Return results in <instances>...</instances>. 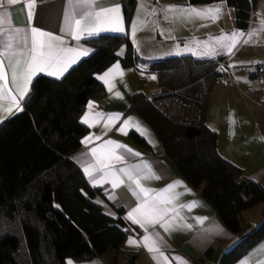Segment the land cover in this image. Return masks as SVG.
<instances>
[{"label":"trees","instance_id":"1","mask_svg":"<svg viewBox=\"0 0 264 264\" xmlns=\"http://www.w3.org/2000/svg\"><path fill=\"white\" fill-rule=\"evenodd\" d=\"M226 1L237 26L246 30L257 0ZM131 20L135 0H123ZM96 52L60 80L38 76L24 111L0 126V264H66L106 259L118 264L129 234L126 222L113 219L94 202L99 191L69 158L89 129L81 116L91 98L105 95L96 74L119 59L125 67L140 63L126 34L104 33L90 41ZM223 57H221L222 59ZM215 59L168 58L150 65L159 93L139 92L132 107L152 127L179 174L213 206L223 224L242 234L250 224L243 212L264 205V184L218 151V135L206 125L210 93L223 77ZM264 242V221L246 234L220 264H234ZM107 260V259H106ZM137 255L125 264H137Z\"/></svg>","mask_w":264,"mask_h":264},{"label":"crops","instance_id":"2","mask_svg":"<svg viewBox=\"0 0 264 264\" xmlns=\"http://www.w3.org/2000/svg\"><path fill=\"white\" fill-rule=\"evenodd\" d=\"M103 5L121 7V26L125 31L101 32L99 35L114 33L129 36L140 63L137 67H125L122 64L121 58L127 51V47L123 45L117 51L119 59L95 75L97 78L107 72L111 73L106 77L107 84L98 79L105 86V95L91 98L81 116V123L87 116L89 122L94 125L89 127L82 123L89 129L82 141L90 135L92 139L87 144L82 143L78 150L69 155V158L81 169L88 184L99 191L94 202L101 206L102 212L113 219L122 218L126 222L129 234L123 244L118 264H125L127 257L133 254L137 255V264H220L226 253L264 221V205L259 204L243 212V219L251 226L245 233L238 235L230 231L213 206L179 174L152 127L139 113L133 111L132 107L137 93L142 92L150 98L161 89L157 74L150 72L152 63L184 56L198 60L225 57L229 52L223 47L227 43L224 38L242 30L244 35L238 37V43L231 51L233 52L231 63L238 84L226 75L215 83L209 96L206 125L218 135L219 154L242 169L248 179L264 184V105L260 104L257 97L247 93L256 75L257 65L264 61V0H257L246 30L237 26L235 10L228 6L226 1L195 5L190 0H135L133 16L129 21L125 17L123 0H103ZM190 7L198 9L219 7L221 15L218 19L213 18L215 13H211L209 18L205 19L183 16V9ZM99 8L100 4H97L96 9ZM22 9H25V0H18L15 5L6 4L0 12L6 10L10 13L7 20L14 27L30 29L36 26L61 36L64 47L89 51V55L80 57L59 79L46 73H38L33 77V81L41 75L56 80L63 79L73 67L96 52V47L90 41L99 35L84 37L77 41L66 34L65 17L70 10L68 0H35L36 15L30 24H26V11ZM169 9L173 10L169 11ZM75 11L79 15L83 10L77 8ZM258 17H261L262 22H257ZM19 58L23 59V57ZM117 63L120 65L119 69L115 68ZM139 67L144 69V72L140 71ZM153 76L155 79L152 78ZM8 80V86L12 87L10 71ZM32 84L29 95L32 93ZM27 99L26 97L25 101L21 102L23 111ZM89 102H92L91 108L88 107ZM9 103L7 96L0 100V104L5 107ZM23 111L13 109V113L3 119L0 126ZM114 114H120V119L108 121L104 118ZM130 119L133 124L136 120L140 121L150 130L153 139L150 141L146 135H141L132 127L126 129V135L118 131ZM108 140L122 143L142 156H129L125 153L123 162L112 161L111 146L104 147ZM93 148L100 149L97 153L100 160L111 164V171L117 174L119 169L129 168L133 164H149L152 171L161 178L141 179V184L153 189V195L170 184L179 185L182 182L185 187L177 186L172 193L173 195L178 193V198L162 205L169 209L165 221L171 222V231H165L157 225L155 228L149 227L146 233L138 224L127 218L131 208L136 206L138 201L130 191H127L125 185L129 182L126 177L122 176L125 185L113 189L110 182L101 180L99 183H94L93 179L85 174L84 165L88 162L95 164V158L91 155ZM115 152L120 154L124 149H115ZM96 167L102 168V171L109 170L103 168L102 164H96ZM93 173L97 177L102 175V172H96L95 169ZM148 234L159 235L157 244L168 260L160 257L159 253H150L146 250L143 238ZM130 239L136 240L139 246L130 245ZM262 250H264V242L234 264H264ZM112 258L113 254H109L106 256L107 260L102 258L87 262L68 260L73 264H111Z\"/></svg>","mask_w":264,"mask_h":264},{"label":"snow or ice","instance_id":"3","mask_svg":"<svg viewBox=\"0 0 264 264\" xmlns=\"http://www.w3.org/2000/svg\"><path fill=\"white\" fill-rule=\"evenodd\" d=\"M17 2L18 0H0V9H4L6 4L15 5ZM68 4L70 5V10L65 17V32L73 40L79 41L84 37L99 35L101 32L122 33L125 31L121 26L122 13L119 5L104 6L103 0H68ZM97 4H100L99 10L96 9ZM77 8L83 10L79 15L75 11ZM172 10L169 9V11ZM22 11H26V24L32 23L36 15L35 0H25V9H22ZM211 13H215L216 15L213 18L218 19L221 15V9L219 7L207 9L190 7L183 9L182 15L188 18L205 19L209 18ZM9 15L10 13L6 10L0 12V38H2L0 39V100H3L7 96L10 101L7 107L0 104V122L8 115H11L13 109L23 111V108L20 106L21 102L25 101L26 97L31 99L29 89L36 74L46 73L59 79L80 57L89 55L87 49L62 46L63 39L61 36L46 32L39 27L33 26L30 29L27 27L25 29L14 27L7 20ZM243 35L244 32L238 30L229 37H225L224 39L227 43L223 47L231 53L238 43V37ZM19 57H23V59L21 60ZM119 67L120 65L117 63L115 68L119 69ZM9 71L12 87L8 86ZM110 74V72H107L103 76H98L97 79L107 84L108 80L106 77ZM152 78L155 79L154 76ZM13 88L15 89L14 93ZM88 107H92V102H89ZM104 118L108 121H117L120 119V114ZM82 123L87 124L89 127L94 126L89 122L87 116L82 119ZM129 127L134 128L141 135H146V138L150 141L153 139L150 130L138 120L134 124L131 119L126 121L118 131L126 135V129ZM91 139L92 136L90 135L82 143L87 144ZM108 146L112 148L110 160L115 162H123L125 160V153L129 156H142V154L132 148L113 140H108L104 145V147ZM115 149H124V152L117 154ZM99 151V148L91 150V155L95 158V164L92 162L86 163L83 167L85 174L92 178L94 183H99L101 180L110 182L113 189L125 185V180L122 176L126 177L129 183L125 187L138 201V204L131 208L127 218L134 224H138L146 233L149 227L155 228L157 225L164 228L165 231H171V222L165 221V216H167L169 209L162 207V205L173 202L174 199L178 198V193L175 195L172 193L177 186L185 187L182 182L179 185L176 183L170 184L162 191L156 192L153 195V189L141 184V179L161 178L152 171L149 164H133L129 168L119 169V174H117L111 171V164L100 160V157L97 155ZM96 164H102L103 168L109 170L102 171V168H97ZM93 169L96 172H102V175L98 177L94 176ZM109 177H111L110 180ZM187 191L190 192L191 190ZM158 239H160L158 234H155V236L153 234L145 235L143 238L144 247L148 252L159 253L160 257L168 260V257L161 252L157 244ZM129 244L139 246L134 239H130ZM67 264H73V262L68 260Z\"/></svg>","mask_w":264,"mask_h":264},{"label":"built area","instance_id":"4","mask_svg":"<svg viewBox=\"0 0 264 264\" xmlns=\"http://www.w3.org/2000/svg\"><path fill=\"white\" fill-rule=\"evenodd\" d=\"M232 54L228 53L225 57L221 58H215L217 62L216 70L222 72L226 76H230L232 78V81L236 84H238L237 80L234 76V67L231 63ZM140 71L144 72V69L141 67L138 68ZM240 89V88H239ZM161 89H158L156 93H159ZM154 93V94H156ZM247 93L255 96L259 99L260 104L264 105V61L259 63L256 68V75L254 77V80L252 82V85L247 90ZM153 94V95H154ZM152 95V96H153ZM152 96L150 98H152ZM258 126V124H256Z\"/></svg>","mask_w":264,"mask_h":264},{"label":"rangeland","instance_id":"5","mask_svg":"<svg viewBox=\"0 0 264 264\" xmlns=\"http://www.w3.org/2000/svg\"><path fill=\"white\" fill-rule=\"evenodd\" d=\"M257 22H262V21H261V17H258V21H257ZM257 28H258V27H257Z\"/></svg>","mask_w":264,"mask_h":264}]
</instances>
